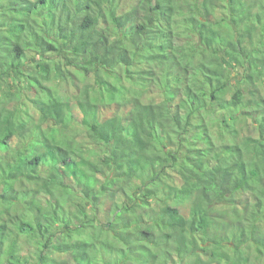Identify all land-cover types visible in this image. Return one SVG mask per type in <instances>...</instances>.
Returning <instances> with one entry per match:
<instances>
[{"label":"trees","instance_id":"1","mask_svg":"<svg viewBox=\"0 0 264 264\" xmlns=\"http://www.w3.org/2000/svg\"><path fill=\"white\" fill-rule=\"evenodd\" d=\"M124 1L0 0V264H264V0Z\"/></svg>","mask_w":264,"mask_h":264},{"label":"rangeland","instance_id":"2","mask_svg":"<svg viewBox=\"0 0 264 264\" xmlns=\"http://www.w3.org/2000/svg\"><path fill=\"white\" fill-rule=\"evenodd\" d=\"M135 2H136V0H125L124 1V6H125V8L130 9L135 4ZM29 57H30V59H32V61H34L37 58L36 55H30ZM11 61H13V58L12 57H9V58H7V60H5V63L7 64V62L9 63ZM237 79H241V77L238 76ZM71 91H70V93L74 92V90L72 92ZM159 99L160 98H158V97H154L153 100L148 99V101L149 102H156V101H159ZM246 133L248 135H251L253 137H256V133L253 131L252 127H249L246 130ZM26 186L27 187H25V191H26V194L27 195L24 196V199H25V203H27V202L30 203L31 202V195H29V194H31L30 191L32 190V188H34V186L33 185H29V186L26 185ZM20 208H21V211H23V206H21ZM40 238H42V237L40 236ZM27 239H29V238H26L25 237V238H22L21 239V243H22V255L23 256H28V257L31 255V262L34 263L35 260H33V259H34V257H36L35 256V252H36V249L38 247V244H36V240H34L36 238L31 239L30 240L31 242L27 241ZM52 243L53 242L51 241L50 244H52ZM53 255H55V254H53Z\"/></svg>","mask_w":264,"mask_h":264}]
</instances>
